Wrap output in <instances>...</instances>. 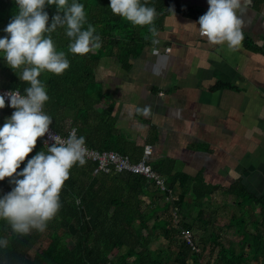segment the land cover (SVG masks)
I'll use <instances>...</instances> for the list:
<instances>
[{
    "label": "trees",
    "instance_id": "obj_1",
    "mask_svg": "<svg viewBox=\"0 0 264 264\" xmlns=\"http://www.w3.org/2000/svg\"><path fill=\"white\" fill-rule=\"evenodd\" d=\"M72 2L69 0V4ZM76 2L84 5L87 22L83 29L91 24L96 29L94 34L101 38V47L85 55L72 54L68 50L72 40L66 35V26L58 27L50 34L57 52H65L69 67L60 75L45 70L38 77L49 97L43 106L44 113L51 117V126L56 131L66 133L69 128L76 127L78 136L85 138L87 146L99 151L115 150L137 162L142 159L146 144H131L120 133L111 111L98 108L104 92L97 81L96 68L103 56H115L125 69H129L130 59L153 44L155 37L149 31L151 25L134 26L113 14L110 0ZM141 4H145V0H141ZM146 6L156 10L153 24L157 32L164 28L166 17L172 13L169 9L196 19L204 15L197 8L182 7L178 0H146ZM17 8L15 0H0V38L8 36L4 29L17 14ZM45 11L49 15L50 27L57 8L46 5ZM250 46L258 51L264 49V45ZM21 73L22 68L12 70L4 59V53L0 52V87L26 94L25 89L30 84L20 80ZM3 109H0V127L15 111L8 102ZM37 143L34 156L40 151L47 154L48 146L42 137ZM32 157L33 151L17 171H22ZM150 162L147 160V164ZM94 166L93 162L86 160L83 166L77 163L71 168L69 179L60 192L59 211L47 223L45 231L34 229V264H254L256 260L264 264V199H256L236 185L232 189L236 208L230 213L231 219L221 225L218 224L221 219L215 218L210 237L206 233L211 212L201 211L199 219L193 223L181 218L174 221L169 213L171 205L177 212L187 205L188 192L192 194L191 201L195 206L204 207L207 204L204 202H209L214 187L206 184L202 175L171 174L165 180V189H161L152 178L139 173L125 171L96 176L92 173ZM153 169L158 175L164 173L162 168ZM175 184L177 197L170 201L167 197L172 194ZM13 187L8 178L0 181V198L11 192ZM144 195L149 196L150 202H155L156 208H146L142 199ZM245 218L252 225L251 229L246 226ZM230 227L243 236L239 243L240 252L234 242L227 245L223 241L221 230ZM181 229L196 231L192 238L200 246V251L194 250L180 236ZM0 240L8 241L6 247H0V264H33V230L28 234H17L6 220L0 219ZM154 241L160 244L152 247ZM216 248H219L218 255L211 262Z\"/></svg>",
    "mask_w": 264,
    "mask_h": 264
},
{
    "label": "crops",
    "instance_id": "obj_2",
    "mask_svg": "<svg viewBox=\"0 0 264 264\" xmlns=\"http://www.w3.org/2000/svg\"><path fill=\"white\" fill-rule=\"evenodd\" d=\"M178 3L204 14L209 9L208 0ZM174 13L157 32L159 43L133 56L129 69L115 56L101 58L96 78L104 99L98 108L111 111L120 133L131 144L152 147L150 166L162 168L164 184L171 174L181 173L202 175L214 187L204 207L193 205L189 192L184 208L177 212L171 205L174 221L181 218L193 223L203 210L216 215L222 210L218 224L225 225L236 208L232 194L236 185L264 199V49L250 46L264 45V0H251L243 13L238 12L246 39L235 50L226 44H210L200 35L198 19ZM175 189L176 184L173 192L168 189L170 201L177 197ZM142 199L147 209L155 207L149 196ZM247 218L246 226L251 229ZM221 231L223 241L227 245L234 242L240 252L243 236L233 227ZM210 232L206 236L212 237ZM218 251L213 252L211 262Z\"/></svg>",
    "mask_w": 264,
    "mask_h": 264
},
{
    "label": "clouds",
    "instance_id": "obj_3",
    "mask_svg": "<svg viewBox=\"0 0 264 264\" xmlns=\"http://www.w3.org/2000/svg\"><path fill=\"white\" fill-rule=\"evenodd\" d=\"M15 2L18 12L4 29L8 36L0 38V52L4 53L12 70L22 68L19 78L30 87L25 89L26 95L19 91L7 93L9 106L15 111L0 127V181L9 178L14 187L0 198V219L6 220L14 233L28 234L33 229L45 231L47 223L61 207L60 192L69 179L71 168L77 163L83 166L88 151L85 138H77L73 129L67 139L51 136L54 144L48 146L47 154L38 152L27 160L22 171H17L52 124L51 117L43 111L49 97L38 77L45 70L60 75L69 67L65 52H57L50 34L66 26V35L72 40L68 50L77 55L99 49L101 38L94 34L96 29L91 24L83 29L86 13L84 5L76 0L71 4L69 0ZM250 2L208 0V11L197 21L200 35L210 44H226L230 50L238 49L244 39V21L238 12L243 13ZM46 5L57 8L50 27ZM110 9L134 26L151 25L149 31L153 37L157 35L153 24L157 13L154 7L146 6V0L145 4H141V0H110ZM169 11L174 13V9ZM152 43L155 45L159 41L153 39ZM4 107L5 97L0 95V109ZM144 113H148L147 108ZM7 244V240H0V247Z\"/></svg>",
    "mask_w": 264,
    "mask_h": 264
},
{
    "label": "built area",
    "instance_id": "obj_4",
    "mask_svg": "<svg viewBox=\"0 0 264 264\" xmlns=\"http://www.w3.org/2000/svg\"><path fill=\"white\" fill-rule=\"evenodd\" d=\"M169 49V48H168ZM11 91H19L17 89H8V88H2L0 87V95H3L5 97V102L9 101V97L7 93ZM21 95L23 94L19 91ZM44 111V109H43ZM76 130V136H78L77 128L71 127L68 129L66 133H60L52 128V126H49V132L45 134L43 139V143L46 146H52L54 144V141L50 138L51 136L57 135L62 139H67L72 132V130ZM87 148V155L85 157V160L91 161L95 164L92 173L93 174H99V173H112V172H132V173H139L144 175L145 177L152 178L155 183L161 188L165 189V184L163 179L158 175L153 168L149 164H147V160L150 159L152 154V147L150 145H146L143 152V157L137 162H133L130 160L128 155L121 154L118 151L115 150H96L94 148H91L85 144ZM180 236L183 239H186L189 245L192 246V248L196 251H200L201 249L199 246H197L194 243V239L192 238V232L187 229H181Z\"/></svg>",
    "mask_w": 264,
    "mask_h": 264
},
{
    "label": "rangeland",
    "instance_id": "obj_5",
    "mask_svg": "<svg viewBox=\"0 0 264 264\" xmlns=\"http://www.w3.org/2000/svg\"><path fill=\"white\" fill-rule=\"evenodd\" d=\"M0 37H1V32H0ZM211 213H212V215H211V217H210L209 224H208V226H207V228H208L207 232L210 231L211 227L213 226V225H212V222H213V220H215V218H216V220H217V217H220V218L223 217V215H220V214H224V211L220 210V211H219V213H220L219 215H216V214H215L214 212H212V211H211ZM220 222H222V220L219 221V223H220ZM195 234H196V231L193 232L192 236H193V235L195 236ZM161 242H162V243H166V242H164V241H161ZM159 244H160V242H158V241H154V242L151 244V246H152V247H157ZM199 248H200V247H199Z\"/></svg>",
    "mask_w": 264,
    "mask_h": 264
},
{
    "label": "bare ground",
    "instance_id": "obj_6",
    "mask_svg": "<svg viewBox=\"0 0 264 264\" xmlns=\"http://www.w3.org/2000/svg\"><path fill=\"white\" fill-rule=\"evenodd\" d=\"M2 86H4V85H2ZM7 86V85H6ZM2 110H4V109H2ZM96 110V109H95ZM1 112V111H0ZM3 113V112H2ZM4 115V114H3ZM1 116V115H0ZM98 116V115H97ZM2 123V122H1ZM149 135V134H148ZM42 143V142H41ZM38 144V143H37ZM43 145V144H42ZM39 146V145H38ZM42 148V147H41ZM210 149V148H209ZM45 150V149H44ZM212 151V150H211ZM21 167H23V164L21 165ZM21 170V169H20ZM82 172V171H81ZM85 178V177H84ZM9 179V178H8ZM102 183V182H101ZM105 184V183H104ZM92 185V184H91ZM97 190V189H96ZM89 191V190H88ZM98 191V190H97ZM95 192V191H94ZM129 192V191H128ZM132 192V191H131ZM98 193V192H97ZM93 194V193H92ZM100 195V194H99ZM97 196V195H96ZM107 196V195H106ZM118 196V195H117ZM2 197V196H1ZM182 197V196H181ZM66 198V197H65ZM87 200V199H86ZM119 200V199H118ZM121 201V200H120ZM176 202V201H175ZM184 202V201H183ZM182 202V203H183ZM194 202V201H193ZM73 203H75V202H73ZM137 203V202H136ZM199 204V203H198ZM123 206V205H122ZM184 206V205H183ZM137 207V206H136ZM156 208V207H155ZM154 208V209H155ZM127 209V208H126ZM114 211V210H113ZM124 211V210H123ZM122 212V211H121ZM126 212V211H125ZM119 214H120V212H119ZM132 214V213H131ZM151 214V213H150ZM129 215V214H128ZM137 215H139V214H137ZM182 215V214H181ZM66 216V215H65ZM123 216V215H122ZM126 216V215H125ZM58 217V216H57ZM118 217V216H117ZM124 217V216H123ZM136 217V216H135ZM116 218V217H115ZM60 219V218H59ZM65 219V218H64ZM231 219V218H230ZM122 220V219H121ZM124 220V219H123ZM127 220H128V218H127ZM131 220V219H130ZM184 220V219H183ZM142 221V220H141ZM131 222V221H130ZM118 223V222H117ZM183 223V222H182ZM124 224V223H123ZM126 224V223H125ZM84 227V226H83ZM122 228V227H121ZM82 230V229H81ZM125 230V229H124ZM118 233V232H117ZM119 234V233H118ZM117 234V235H118ZM149 235V234H148ZM74 236V235H73ZM143 237V236H142ZM120 239V238H119ZM130 240V239H129ZM48 241V240H47ZM115 243V242H114ZM113 243V244H114ZM119 243V242H118ZM128 244V243H127ZM144 248V247H143ZM118 250V249H117ZM129 251V250H128ZM121 258V257H120ZM103 260V259H102ZM121 260H123L122 258H121ZM120 260V261H121Z\"/></svg>",
    "mask_w": 264,
    "mask_h": 264
}]
</instances>
